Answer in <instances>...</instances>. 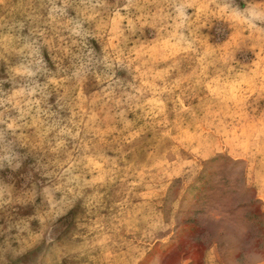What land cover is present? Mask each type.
<instances>
[{
    "label": "rangeland",
    "instance_id": "1",
    "mask_svg": "<svg viewBox=\"0 0 264 264\" xmlns=\"http://www.w3.org/2000/svg\"><path fill=\"white\" fill-rule=\"evenodd\" d=\"M0 264H264V0H0Z\"/></svg>",
    "mask_w": 264,
    "mask_h": 264
}]
</instances>
